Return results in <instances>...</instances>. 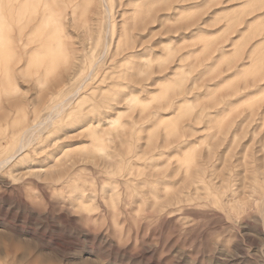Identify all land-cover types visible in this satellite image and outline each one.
Masks as SVG:
<instances>
[{
	"label": "rangeland",
	"instance_id": "obj_1",
	"mask_svg": "<svg viewBox=\"0 0 264 264\" xmlns=\"http://www.w3.org/2000/svg\"><path fill=\"white\" fill-rule=\"evenodd\" d=\"M105 1L0 0V161L106 55L0 170V264H264V0Z\"/></svg>",
	"mask_w": 264,
	"mask_h": 264
},
{
	"label": "bare ground",
	"instance_id": "obj_2",
	"mask_svg": "<svg viewBox=\"0 0 264 264\" xmlns=\"http://www.w3.org/2000/svg\"><path fill=\"white\" fill-rule=\"evenodd\" d=\"M105 7L107 13H108V17L110 16V9H109V5L105 0H101V4L98 5L97 10L101 7ZM61 12V11H60ZM137 12V11H136ZM55 13V11H54ZM138 13V12H137ZM150 13V12H149ZM136 15V14H135ZM148 17V16H147ZM151 19V18H150ZM149 19V20H150ZM93 20V19H92ZM148 20V19H147ZM148 20V21H149ZM160 20V18H159ZM145 21V20H144ZM135 22V21H134ZM149 24V23H148ZM38 26V25H37ZM53 27V31H54V36L57 34L58 35V30L60 29V21L58 20H54V24L52 25ZM108 26V25H107ZM38 28V27H37ZM107 32V31H106ZM107 35V34H106ZM136 48V47H135ZM147 49V48H146ZM149 49V47H148ZM137 50V49H136ZM141 50V49H140ZM105 52V49H104ZM136 53V52H135ZM103 54V53H102ZM106 55H103L99 58V61L97 64H99L100 62L103 61L104 57ZM131 57V56H130ZM137 58V57H135ZM81 58L79 56L76 57V62H80ZM76 63V65L74 66V68L72 70H70L68 72V75L66 77V82L68 81H72L74 79L75 76L78 75V69L80 67V65H78ZM97 64L93 65L91 67V69L87 72L86 75L83 76V82L81 83L82 85L79 86L78 89H76V92L71 95L70 97H68V99H65L64 102L60 103L57 107H54L53 110L50 112V114L43 118L42 120H40V123H38V125H34V126H27V128L24 130V132L22 133V137L18 143V148L16 149V151L10 155L9 157L5 158V160L0 161V170L5 169L7 166L11 165L13 160L16 158V156H18L19 154H21L24 150H26L28 147L32 146V144L34 142H36L37 138V133H41L43 134L47 129L51 128L52 124L54 123L55 120H57V118L63 113L65 112L70 105H72V103L77 99V97L80 95V93H82L83 91V87L85 85H87L88 83H91L92 79L94 78V76L98 73L97 72ZM78 67V68H77ZM109 70V69H108ZM110 74V73H109ZM108 74V75H109ZM112 82V81H111ZM61 85V84H60ZM63 85V84H62ZM96 92V91H95ZM94 92V93H95ZM100 122V121H99ZM208 194V193H207ZM210 196V195H209Z\"/></svg>",
	"mask_w": 264,
	"mask_h": 264
}]
</instances>
